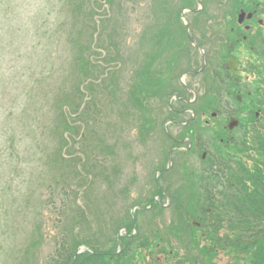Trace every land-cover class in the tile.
<instances>
[{
	"label": "rangeland",
	"instance_id": "1",
	"mask_svg": "<svg viewBox=\"0 0 264 264\" xmlns=\"http://www.w3.org/2000/svg\"><path fill=\"white\" fill-rule=\"evenodd\" d=\"M193 1L113 0L110 6L107 0H0V264H27V250L34 249L31 240L37 238L38 224L42 237L38 236L39 245L32 251L31 259L36 257L34 264L36 260L43 262L57 237L74 226L73 211L78 206L93 213L91 220L103 228L102 240L114 237L112 224L127 212L132 214L133 201L147 204L155 195V171L162 164H169L163 124L170 117L171 108L166 104L170 102L177 108L180 102L168 92L180 89V80L192 83L200 91L205 88L200 76L181 75L188 67L195 69L202 63L201 53L184 43L188 42L187 31L180 19L181 11ZM248 2L237 8L241 0H208L193 18L198 24L205 19L212 22L214 32L224 44L211 65L218 72L212 76L213 70L209 69L205 85L210 91L207 97L214 94L206 102L216 97L214 102L227 111L222 127H226L231 109L237 108L232 76L223 65L226 58L240 60L243 97L246 89L256 92L254 53L264 48V0ZM78 5L83 6V11H77ZM93 6L98 12L95 10L91 27L84 18L88 12L85 10ZM191 16L188 14L190 20ZM240 16L243 23H239ZM93 22H101L100 31L95 34ZM93 36L94 55L87 47ZM103 48L110 50L112 59L103 61L97 55ZM116 51L120 54L116 55ZM83 55L101 58L97 65L104 71L102 76L108 72L110 79L106 85L112 91L100 108L88 113L92 128L82 136L79 131L64 132L60 115L81 79ZM98 87L97 94L104 96L105 89ZM219 93L223 98H218ZM250 104L248 101L247 105ZM64 109L71 118L75 116L69 108ZM183 115L186 113H179L176 119L182 120ZM72 123L79 130L80 122ZM168 124L174 134L181 133V126ZM238 131L240 135L245 133L243 128ZM63 135L69 144L62 149ZM225 135L222 132L216 138L215 134L208 137L215 138V144ZM99 138L106 143L101 145ZM190 155H182L172 169L170 204L148 214L136 210L139 229L147 226L144 219L149 223V231L161 228L169 242L167 251L176 257H184L187 251L178 234L170 230V223L179 222L176 196L188 201L190 190L184 178L194 168L188 165L184 174L179 171L186 159L199 162L195 155ZM62 156L75 160L77 168L79 163H89L88 168L81 167V176L86 177L82 179L83 185L91 180L85 193L77 195L65 185L77 187L75 176L69 173L73 162L62 161ZM196 173L201 172L197 169ZM166 200L162 202L165 204ZM58 209H67L68 213L61 218ZM203 232L204 229L192 228L190 236H195L201 245L207 244ZM149 235L153 237L151 232ZM189 245L192 255L201 258L197 244ZM158 257L164 260L168 255L161 253ZM215 262L231 264L233 260L220 253Z\"/></svg>",
	"mask_w": 264,
	"mask_h": 264
},
{
	"label": "trees",
	"instance_id": "2",
	"mask_svg": "<svg viewBox=\"0 0 264 264\" xmlns=\"http://www.w3.org/2000/svg\"><path fill=\"white\" fill-rule=\"evenodd\" d=\"M107 1L111 6L113 0ZM241 2L243 4L238 3L237 8L244 3H249L248 0H241ZM246 4L245 6H249ZM83 6L78 5L77 11H83ZM95 10L97 13L95 6L85 10L88 12L84 19L88 20L91 27ZM77 18H79L78 15ZM100 23L95 24L93 22V27L96 28L93 31L94 34L100 31ZM93 42L94 36L87 47L91 51L89 52L94 55L96 52L93 50ZM103 49L97 52V55H101L103 61L112 59L113 57L110 58L109 56L110 50L108 48ZM116 53V55L120 54L118 51ZM95 57L84 58L83 55L82 61L85 67L81 70V79L74 88V92L68 96L69 100L61 110L62 130L66 133L67 131L70 133L79 131L83 136L84 131L89 132L92 125L88 113L100 108L102 102H106L110 98L112 90L106 85L110 79L108 72L102 76L104 71L100 65H97L101 58ZM254 58L258 63H254L257 77L256 92L253 94L251 90L246 89L241 102L236 96H233L237 108L232 113L242 115L239 117L245 133L240 136L233 133L228 135L226 138L229 143L222 146L219 140L215 144L213 143V140L222 133L220 121L214 117L213 119L210 118L212 120L209 124L201 123V126L193 125L189 129V134L191 133L193 138L199 134L205 140L203 149L200 150V156L202 152L209 151L207 145L211 144L208 143L210 140L216 150L209 154L207 172L199 175L192 172L188 178H184L186 179L185 185L190 190L187 196L188 201L185 200L184 202L182 196H176V200L179 202V222L170 223V230L178 234L179 239L184 242L187 251L184 257L173 256L169 250L167 251L166 247L169 242L163 237L161 228L160 230L153 228V231H149L148 223L145 228H138L137 235L133 234L134 219L130 212L120 216V220L112 224L115 236H108L102 240L101 236H105V234H103L101 225L91 220L93 213L89 208L84 209L78 206L79 208L73 211L74 215L72 214L74 226L64 230V234L58 236L54 242L51 253L43 262L36 260V264H197V262L199 264H217L215 259L220 253L230 256L233 260L231 264H264V93L262 92V88H264V48L254 53ZM109 73L112 75L110 71ZM82 87L86 89V92L82 90ZM96 87L98 90L99 88L105 89L104 96L97 94ZM86 97H88L87 100H85ZM218 98H223V95L219 93ZM248 101L251 102L250 105H247ZM207 106L209 108L216 106L217 110H220L219 106L221 107L218 102L215 103L214 101L207 103ZM64 107L69 108V112H74L75 116L71 118ZM72 120L80 122L79 130L77 124H73ZM210 132L211 135L215 134L214 139L208 137L211 136ZM62 140L63 149L69 144V141L65 135L62 136ZM105 141L107 140L99 138L101 145L106 143ZM69 160L71 159L62 156V161ZM71 162L74 166L72 171L69 169V173L71 177L75 176L74 182H76L77 187L74 189L73 185L69 183L65 185L71 187L73 193L83 194L91 185V180L85 186L83 185L84 176H81V167L87 166L88 168L89 163H79L77 168L75 166L76 161L71 160ZM84 171H88V169ZM58 210L61 218L68 213L67 209ZM139 212L149 213L145 209ZM193 220L202 223L207 244L201 245L195 236H190V229H199L192 223ZM94 224L97 226L95 227ZM124 227L127 228L128 235L121 237L122 250L117 252V235L120 229ZM41 228L39 224L35 228L37 238L34 237L31 240V247L34 249L39 245L38 236L42 237ZM149 232L153 237H150ZM191 242L197 244L201 258L192 255V248L189 245ZM82 245H86L91 251L87 250L77 255L76 253ZM34 249L27 250V264H34L32 260L36 257L31 259ZM161 253L165 256L168 255L167 259L162 260L158 257Z\"/></svg>",
	"mask_w": 264,
	"mask_h": 264
},
{
	"label": "water",
	"instance_id": "3",
	"mask_svg": "<svg viewBox=\"0 0 264 264\" xmlns=\"http://www.w3.org/2000/svg\"><path fill=\"white\" fill-rule=\"evenodd\" d=\"M229 63H230L231 66L234 65V61H233V62H232V61H229ZM237 123H238V122L234 120V121H232V123H231L230 126L233 127V126H234L235 124H237Z\"/></svg>",
	"mask_w": 264,
	"mask_h": 264
},
{
	"label": "flooded vegetation",
	"instance_id": "4",
	"mask_svg": "<svg viewBox=\"0 0 264 264\" xmlns=\"http://www.w3.org/2000/svg\"><path fill=\"white\" fill-rule=\"evenodd\" d=\"M184 43L188 46V42L187 41H184ZM179 98L182 99V100H185L186 96L180 95Z\"/></svg>",
	"mask_w": 264,
	"mask_h": 264
}]
</instances>
